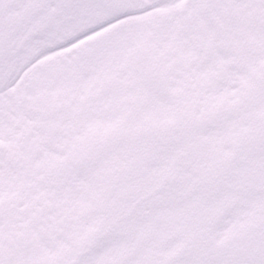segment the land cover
I'll use <instances>...</instances> for the list:
<instances>
[{"label":"snow or ice","instance_id":"obj_1","mask_svg":"<svg viewBox=\"0 0 264 264\" xmlns=\"http://www.w3.org/2000/svg\"><path fill=\"white\" fill-rule=\"evenodd\" d=\"M0 264H264V0H0Z\"/></svg>","mask_w":264,"mask_h":264}]
</instances>
